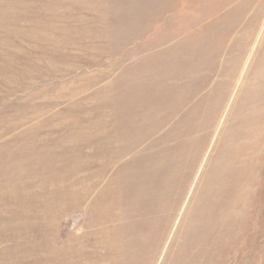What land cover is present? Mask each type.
Listing matches in <instances>:
<instances>
[{"label": "rangeland", "instance_id": "rangeland-1", "mask_svg": "<svg viewBox=\"0 0 264 264\" xmlns=\"http://www.w3.org/2000/svg\"><path fill=\"white\" fill-rule=\"evenodd\" d=\"M0 264H264V0H0Z\"/></svg>", "mask_w": 264, "mask_h": 264}]
</instances>
